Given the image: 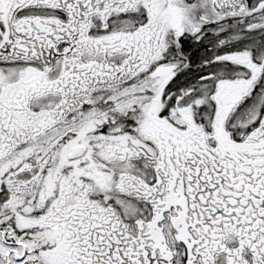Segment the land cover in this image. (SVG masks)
<instances>
[{
  "label": "snow or ice",
  "instance_id": "6c2138e0",
  "mask_svg": "<svg viewBox=\"0 0 264 264\" xmlns=\"http://www.w3.org/2000/svg\"><path fill=\"white\" fill-rule=\"evenodd\" d=\"M0 264H264V0H0Z\"/></svg>",
  "mask_w": 264,
  "mask_h": 264
}]
</instances>
